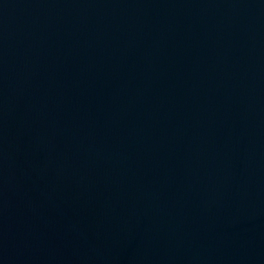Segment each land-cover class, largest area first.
Returning <instances> with one entry per match:
<instances>
[{
  "label": "water",
  "instance_id": "95a60500",
  "mask_svg": "<svg viewBox=\"0 0 264 264\" xmlns=\"http://www.w3.org/2000/svg\"><path fill=\"white\" fill-rule=\"evenodd\" d=\"M0 264H264V0H0Z\"/></svg>",
  "mask_w": 264,
  "mask_h": 264
}]
</instances>
